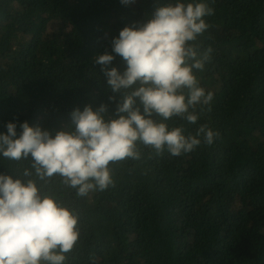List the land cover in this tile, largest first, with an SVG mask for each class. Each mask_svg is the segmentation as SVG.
<instances>
[{
	"label": "trees",
	"instance_id": "16d2710c",
	"mask_svg": "<svg viewBox=\"0 0 264 264\" xmlns=\"http://www.w3.org/2000/svg\"><path fill=\"white\" fill-rule=\"evenodd\" d=\"M196 2L214 9L195 42L200 55L212 49L210 59L194 70L213 94L211 111L196 124L165 123L186 136L208 124L219 137L181 156L137 142L141 158L110 164L114 186L86 196L59 177L37 181L78 216L65 264H264V0ZM168 3L175 0H0V133L10 121L18 134L24 121L60 130L86 105L114 114L92 58ZM110 67L126 65L117 57ZM29 166L0 156V174L23 178Z\"/></svg>",
	"mask_w": 264,
	"mask_h": 264
},
{
	"label": "clouds",
	"instance_id": "9594fccd",
	"mask_svg": "<svg viewBox=\"0 0 264 264\" xmlns=\"http://www.w3.org/2000/svg\"><path fill=\"white\" fill-rule=\"evenodd\" d=\"M212 15V7L196 0L157 6L146 20L122 28L111 51L93 56L112 93L108 99L116 103L114 114L102 103L95 110L74 109L71 123L60 130L24 121L18 134V121L6 124L0 156L30 160V166L23 178L0 174V264H65L78 242L76 213L42 194L37 181L48 184L59 177L65 188L86 196L114 186L110 164L141 158L137 142L172 156L214 143L219 132L208 124L186 136L182 127L169 129L165 123L178 117L196 124L200 113L211 111L213 94L200 86L194 70L203 71L210 59L212 49L200 55L195 42L210 28L204 18ZM117 57L126 65L123 72L110 67Z\"/></svg>",
	"mask_w": 264,
	"mask_h": 264
}]
</instances>
